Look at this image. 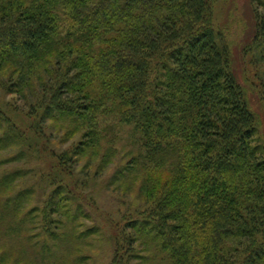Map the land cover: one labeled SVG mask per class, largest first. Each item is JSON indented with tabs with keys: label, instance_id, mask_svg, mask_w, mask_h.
I'll return each instance as SVG.
<instances>
[{
	"label": "trees",
	"instance_id": "16d2710c",
	"mask_svg": "<svg viewBox=\"0 0 264 264\" xmlns=\"http://www.w3.org/2000/svg\"><path fill=\"white\" fill-rule=\"evenodd\" d=\"M219 1L0 0V66L33 73L36 62L49 69L53 57H76L46 117L89 126L80 148L103 135L99 113L131 128L129 164L154 203L116 226L111 264H129L139 238L170 264H264V145L213 23ZM256 23L264 62V13ZM6 127L0 146L26 139L11 120ZM19 176L1 179L0 190ZM30 192L11 196L5 212L20 211ZM63 192L50 194L71 202Z\"/></svg>",
	"mask_w": 264,
	"mask_h": 264
},
{
	"label": "rangeland",
	"instance_id": "374dc122",
	"mask_svg": "<svg viewBox=\"0 0 264 264\" xmlns=\"http://www.w3.org/2000/svg\"><path fill=\"white\" fill-rule=\"evenodd\" d=\"M260 1H219L213 23L231 50L233 71L264 145L263 46L255 41L256 13H264ZM74 58L59 62L53 57L49 69L45 61L36 62L33 73L11 62L0 66V135L6 132L8 119L26 134L21 143L0 146V180L20 175L0 190V264H111L116 257V226L134 221L154 203L142 192L141 176L129 164L134 156L131 128L122 125L117 114L99 113L96 122L103 135L84 148L79 146L89 126L83 121L45 116L54 84L65 79ZM60 186L71 202L50 194ZM26 189L31 192L21 210L5 212L10 197ZM146 241L139 238L133 243L129 264H170ZM123 245L128 250L127 241Z\"/></svg>",
	"mask_w": 264,
	"mask_h": 264
}]
</instances>
